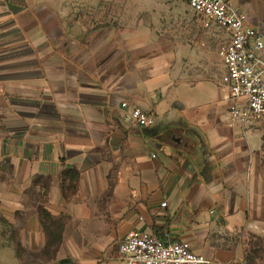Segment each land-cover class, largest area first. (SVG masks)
<instances>
[{"label": "crops", "instance_id": "1", "mask_svg": "<svg viewBox=\"0 0 264 264\" xmlns=\"http://www.w3.org/2000/svg\"><path fill=\"white\" fill-rule=\"evenodd\" d=\"M159 1L0 0V217L30 237L66 221L70 264H122L132 230L250 264L264 236L263 132L231 124L229 38L214 52L218 84L190 73L203 49L164 35ZM231 1L264 36V0ZM123 102L156 122L127 121Z\"/></svg>", "mask_w": 264, "mask_h": 264}, {"label": "built area", "instance_id": "2", "mask_svg": "<svg viewBox=\"0 0 264 264\" xmlns=\"http://www.w3.org/2000/svg\"><path fill=\"white\" fill-rule=\"evenodd\" d=\"M197 14L217 23L228 34L220 48L226 67L222 83L227 89L231 124L264 122V36L252 26L248 15L231 0H187ZM127 121L139 126L153 125L157 117L141 107L129 109L122 103ZM167 202L163 203L166 206ZM122 264H213L195 252L192 244L169 234L160 237L146 230H132L119 243Z\"/></svg>", "mask_w": 264, "mask_h": 264}, {"label": "rangeland", "instance_id": "3", "mask_svg": "<svg viewBox=\"0 0 264 264\" xmlns=\"http://www.w3.org/2000/svg\"><path fill=\"white\" fill-rule=\"evenodd\" d=\"M158 8L155 12L164 22V35L186 45H199L203 49V60L194 62L196 65L188 64L183 69H191L189 72L196 73L197 76L203 75L201 73L206 70L218 84L222 74L221 63L219 57L214 56V52L219 44L229 38V34L217 23L216 26L206 17L200 18L194 14L186 0H160ZM247 125H253L252 127L261 130L264 135V122L251 120ZM255 140L260 142L262 138L257 136ZM65 223L66 221L53 222L47 219L43 223L44 231L30 237L22 229L26 222H21L14 228L12 223L2 221L0 217V264H70L60 251ZM254 245L259 251L257 256L264 260V236L261 240H255ZM257 263H261V260H257Z\"/></svg>", "mask_w": 264, "mask_h": 264}, {"label": "trees", "instance_id": "4", "mask_svg": "<svg viewBox=\"0 0 264 264\" xmlns=\"http://www.w3.org/2000/svg\"><path fill=\"white\" fill-rule=\"evenodd\" d=\"M263 236H260L258 237L257 239L261 240ZM256 239V240H257ZM258 249L256 248V246L254 245L253 248H252V252L250 253V256H249V259H250V264H260V263H257V260L258 262L261 260H263L262 258H260L258 255Z\"/></svg>", "mask_w": 264, "mask_h": 264}]
</instances>
